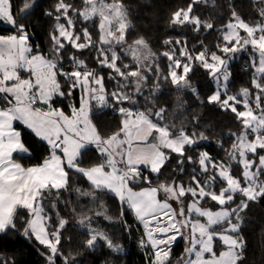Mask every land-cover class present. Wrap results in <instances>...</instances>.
<instances>
[{"label": "trees", "instance_id": "16d2710c", "mask_svg": "<svg viewBox=\"0 0 264 264\" xmlns=\"http://www.w3.org/2000/svg\"><path fill=\"white\" fill-rule=\"evenodd\" d=\"M153 1L12 0L13 10L18 11L15 18L12 17V25L0 20V35H26L31 54L41 53L55 63L62 90L69 87L70 81H75L77 91L74 95L66 102L58 98L54 105L65 112L71 111V103L76 101L79 106L82 100L83 91L78 88L77 77L73 72L79 70L80 74L88 72L97 77L103 75L108 107L92 109L91 113V121L102 139L110 138L120 131L122 117L127 111L146 113L156 124L167 127L172 136L181 133L195 136L196 143L186 146L183 152L166 151V160L159 172L139 169L128 175L133 189L156 188L160 199L168 201L176 211L173 200L179 198V186L187 188L195 180L197 185L205 187L212 195H219L227 187V182L217 174L219 167H224L234 178L245 183L242 158L240 162H234L232 155L245 127L240 114L246 107L241 102H248L250 110L264 116V76L259 73L257 48L245 30L240 32L238 39H233L232 44L226 45L222 37L237 20H242L252 28L261 27L264 24V1L166 0L167 11L163 19L154 9ZM33 4L39 6L32 10ZM112 5H123L125 10L134 5L136 19L127 14L126 18L132 23L131 33L137 32L139 42L142 41V45L135 43L136 49L127 50L129 44H134L126 41L116 46L110 43L108 26L100 14V7L111 10ZM22 13H27L23 19L20 18ZM197 19L199 31H196L193 23ZM137 21L142 22L141 27H138ZM59 25L72 27V37L67 40L62 38L57 29ZM152 27L159 29L153 43L144 37L145 32ZM166 39L170 41L167 45L164 44ZM217 45L228 50L219 51ZM233 47L234 51L231 50ZM202 50L205 51L199 56ZM165 51L171 60L163 55ZM213 52L221 59H210V53ZM70 57L74 62H70ZM96 57L99 60L107 57L105 63H112L111 75L116 79H109V70L100 69ZM81 61L86 66H82ZM205 63L211 67L205 68ZM214 69L218 71L213 75ZM133 72L135 77L130 75ZM224 72L227 75L225 83L222 79ZM115 81L126 85L124 95H131V100L117 95L118 91L113 94V87L119 84L115 85ZM241 89H247L249 95L241 93ZM194 90H198L199 96ZM214 91L232 97V106L234 101H240L234 106L236 111L233 112L228 105H210L207 97ZM114 95L120 101L115 106L111 102ZM121 105L123 114L119 113ZM10 107L11 102L0 90V108ZM15 129L20 132L27 150V154L14 155L16 163L24 169H31L43 165L46 159L52 157L51 148L32 131L20 123L15 125ZM25 142L32 145L30 152ZM261 154H264V150H258L256 154L248 153L246 158L250 161L259 160ZM206 155L219 166L215 165L212 169V163H208L209 169H204L201 160ZM106 161L104 154L89 146L81 151L77 163L81 168H90L105 164ZM259 171L264 174V168ZM203 175L206 177L203 178ZM141 177L150 182L141 181ZM204 183L210 186L206 187ZM260 190H264V175L256 188L257 192ZM42 195L49 224L59 225L48 228L51 247L46 249L34 236L23 235L25 229L32 232L31 211L21 207L12 216L15 228L9 225L6 234H0V264H150L154 256L163 260L164 264H184L188 258L185 235H181L166 251L156 254L147 241L145 228L128 205L105 190L95 189L75 170H68V183L64 188H46ZM243 198L242 194H236L232 205ZM201 205L204 207L205 203ZM234 216H237L240 224L235 235L242 242L237 264H264V198L257 195L246 202L244 209L239 207ZM225 228L221 224L213 230L223 232ZM101 235L110 240L113 246L120 245L121 250L112 252L107 240H101ZM93 237L96 239L93 240ZM141 241L147 247H141ZM93 245L95 249H90ZM216 250H220L219 241L216 242Z\"/></svg>", "mask_w": 264, "mask_h": 264}, {"label": "rangeland", "instance_id": "374dc122", "mask_svg": "<svg viewBox=\"0 0 264 264\" xmlns=\"http://www.w3.org/2000/svg\"><path fill=\"white\" fill-rule=\"evenodd\" d=\"M9 7L10 5L8 4L7 0H0V13L5 14V19L3 20V22L6 25L13 24L12 17L9 14ZM153 7L161 16V19H163V16H165L167 11L166 0L153 1ZM110 9L111 10H107L105 6L100 7V14L104 18L105 23L108 26L107 32L109 35L110 43L116 46V44L121 45L122 42L126 41L127 43L134 44L132 46H129V44L127 46V50L136 49L137 46L135 45V43L139 42L138 33H131L130 27L132 26V23L129 19L126 18L127 14L132 19H136L134 5L127 8V10H125V7L123 5H112L110 6ZM128 23L129 26H127ZM137 25L138 27H141L142 22L137 21ZM59 26L60 35L62 38L67 40V38L72 37V27L66 25ZM242 30H245L250 36L249 38L251 39L256 32V28L249 27L242 20H237L230 25L229 31L226 35L238 39L239 34ZM145 33L146 34L144 37H146L147 41L153 43L154 39L157 38V35L159 34V29L152 27ZM23 37H25L24 34H22L21 36L14 35L11 37L0 35V59L2 58V56L4 58L6 54L5 62L3 63V67L5 68V78L8 76H12L14 72L12 70V66L18 65L28 73L27 78H20V82L17 85V87L22 88L23 93H26L27 87L33 85L39 86L40 89L37 93H40L46 89L57 88L58 92H61L62 94V89L57 79L56 67H52V65H55V63L41 53L31 54V51H27L26 49L30 47L27 41L23 39ZM147 41L145 40L146 43H148ZM253 41L256 44V39ZM75 43L76 42L73 41L74 45ZM139 44L142 45L140 42ZM3 47H6L7 53L1 51ZM73 73H75V76L77 77L76 82L78 84V88L83 92H81L82 100L79 106L76 101L74 103H71L72 117L67 118V123H70V126H72L73 128L81 127L78 131H76V133L80 135V138L81 133L83 135H86V139L90 141V144L93 143L94 146L99 148L102 153L107 154L108 163H110L113 167H116L119 172L128 176L129 172H133V169L130 168V165L128 163V155L130 152V147L132 146L131 131H126V133L122 137H118L117 133L114 136L106 139H102L97 132L96 136H94V134L92 135L93 130L89 131V124L91 125V122L85 119V112L92 109L102 110L103 108H107L108 103L106 100V94L105 91L101 90L100 84L97 83V81H99L100 79V76L97 77L94 73L88 72H86L85 74H80L79 70ZM117 74L119 73L117 72ZM130 75L132 77L136 76L133 74ZM226 76L227 75L224 72L222 78L224 83L226 82ZM118 83L119 84L117 85V87H113L115 91L119 92V94H116L125 96L123 97L125 100H131V95H124V93H126L125 91L127 90L126 85L123 82L121 83L120 81ZM3 86L7 91L10 88L6 85ZM74 86L75 85H73V87ZM244 95L247 96L249 95V93L245 92ZM239 102L240 101L237 100L234 101L233 106L237 105V103ZM241 103L243 105L245 103H247V105L249 104L246 101H243ZM131 112L133 113V116L141 118H144L146 117L145 115H147L142 111ZM240 118L244 119L245 127L239 141L240 143L237 148H234V153L232 155L234 162H240V159L242 158L241 166L243 168L244 162L245 167L243 176L246 177L255 174L253 170H251L249 174L247 173V168H249L250 164H252V162H248L250 160H247V154L252 153L251 150L253 147L256 148V152L258 150H264L259 147V145L264 144V125H261L260 123L261 121H264V116L256 114L254 111L250 110L247 107L244 112L240 114ZM130 121L132 122V120ZM123 122L124 125L122 131L124 130L126 124V121ZM247 125H250V127H248ZM252 128L256 129L255 133H253ZM163 131V134H158L154 137V140L161 148H163V151L165 149L168 151L172 150L176 153H181L186 146L194 145L196 143L195 141L197 140L193 138L192 135L186 133H181L177 136H169V130L167 131L163 129ZM94 137L96 141H94ZM257 137H259L260 139H258ZM73 144L77 145V142H74ZM85 144L90 146L89 143ZM252 161L255 162V165L259 168L261 159H254ZM208 163H212V169L215 165H217L213 162V160H211L208 155L203 156L201 165L204 169H209L210 165ZM154 166V171L158 172L161 169L162 161L160 160V157H158ZM217 166H219V164ZM223 168L224 167H219V169L217 170V174L222 180L227 182V187H229V185L232 186V188H229V192H231L235 187L237 181L239 180L234 178L228 170L226 171ZM205 177L206 176L203 175V178ZM208 180H210V178ZM197 183L198 182L194 180V183L187 188L179 186L177 196H181V200L179 198L173 200L176 208L177 218L182 225L183 234L185 235L188 243L187 250L189 252V255L184 264H215L216 257L213 256V252H215L217 256H219L222 251L228 253L230 262L234 259L235 264H237V261L240 258L239 251L242 249V242L235 235L240 227V224L239 219L237 218V216H234V214L239 207H241V209H244L246 201L248 199L241 192L236 191L235 195L237 193H241L244 196V198L236 205H232V203H234L233 201L227 203L218 202L219 196L212 195L205 187H202L200 184L197 185ZM207 183H204V185H206V187H209L211 184L209 182L210 185H207ZM239 183L242 186L246 184L247 187H251L246 181L245 183H241L239 181ZM254 185L255 183H252L253 189H251L254 191L250 192L257 193L256 188L258 184H256L255 186ZM207 197H209V199ZM214 197L216 199H214ZM203 202L205 203L204 207H202L201 205ZM196 214L198 215V218L195 217ZM201 217H203V219H200ZM220 217H223V223L221 224H224L226 228L222 230L223 232H214L213 229L221 224L210 225L209 221L210 219H218ZM233 228L237 230L233 231ZM213 235H218V237H216V239L214 240ZM199 239L203 242V246L200 248H198L197 245ZM217 241L220 242L219 251L216 250ZM200 249L205 252L204 256L196 259L195 262H192V253L200 252ZM208 249H211V251H208ZM153 251L157 254V248ZM233 253L235 254L234 257L232 255Z\"/></svg>", "mask_w": 264, "mask_h": 264}, {"label": "crops", "instance_id": "0c3cea01", "mask_svg": "<svg viewBox=\"0 0 264 264\" xmlns=\"http://www.w3.org/2000/svg\"><path fill=\"white\" fill-rule=\"evenodd\" d=\"M252 39H256V44ZM252 39L250 38L259 53V73L264 76V25L256 28V32ZM1 51L7 53L6 47H3ZM5 58L6 54L4 58L2 56L0 59V90L11 102V107L9 109L0 108V160H3V164L0 166V184L11 186L14 188V191L11 193L8 191H0V221L6 220L9 216L12 217L21 207L28 208L31 211V230L33 226H35L37 233L41 235L42 239L47 241L49 239L51 240L49 234L48 236L43 235V232L39 228V220L32 215V212L35 211L32 207L33 204L35 203L37 207H39L38 202L40 197H37L35 200L32 198L37 187L44 183H48L47 189L52 188L58 190L64 188L68 183V170L72 169L82 174L86 178L87 182L95 189H102L110 193L107 185L111 184L115 186L118 193L126 196L127 188L125 185L129 184V180L128 176L123 173L119 171L118 173L112 171V169L117 168L108 163L107 154L102 153L99 148L94 146L93 143L90 144V141L86 139V135L81 133L82 139L80 138V135L77 134L76 131H78L81 127L73 128L70 126V123H67V118L72 117V110L70 112H65L61 107L51 104L52 99H57L61 96V92H58L57 88H45L46 90L37 93L40 89L39 86L31 85L26 88V93H23L22 88L17 87V85L20 82V78H27L28 73L25 72L21 66L15 65L12 66V70L14 71L13 75L5 78V68L3 67ZM3 85L10 87L9 90L7 91ZM91 113L92 110L86 111L85 119L91 122V125L89 124V131L93 130L92 135L94 134V136H96L97 131H95L96 128L91 121ZM145 116L146 117L144 118L133 115L129 116V111H127V113L122 117V127L117 136L122 137L126 131H131L132 146L130 147L128 155V163L130 168L133 169V172H136L139 169H148L157 173V171L153 170L155 162L158 157H160L163 166L165 163L164 161L166 160V151L168 150L164 149V153L163 148L157 144L154 137L158 134H163V129L167 131L169 129L156 124L149 115ZM38 118H43L49 122L55 121L57 133H63L60 135L59 141L56 140L55 136L50 137L53 141L52 144H48L47 141H43L51 149H55L58 156L51 157L49 159L50 164L47 166L41 165L31 169H24L20 164L13 160L14 155L17 153L27 154V150L21 140L20 132L15 129V125L20 123L36 135ZM130 120H132V122ZM123 121H126V124L124 130L122 131L124 125ZM137 130H139V135L137 134ZM169 136H171L170 132ZM193 138L196 139L195 136ZM93 139L96 141L95 137ZM74 142H77V145H74ZM57 143L59 144V148L55 147ZM85 143H89L90 146L97 148L102 154H104L107 159L105 164L110 165L111 168L102 169V166L105 164L96 165L90 168L79 167L77 163L79 155L84 148L89 147V145ZM80 145H84L85 147L81 149ZM142 149H147V158H144L141 155ZM248 162L251 163L253 161ZM42 168L44 169L43 171H41ZM243 168L245 171L244 162ZM260 168L261 167H259V169ZM252 170L254 172L256 171V169ZM105 172H108L109 175L105 176ZM247 173H250V167L247 168ZM116 175H119L124 179L116 180ZM100 180H104L106 183L99 184L98 182ZM53 183L56 185L55 188L52 187ZM247 183L251 186L248 187L249 190L254 191L251 190L253 189L252 183H255L256 185L257 181L249 179L247 180ZM44 190L45 189H42V193ZM132 190L143 193V196H141L139 200L150 201L151 206L154 209V211L150 214H144L143 210H140L139 212V215L142 217L139 221L145 228L148 241L149 237H151V244L155 246L156 242H159L160 246L155 247V249L157 248V254L162 251H166L179 240L181 235H184L182 225L177 218L176 211L173 210L168 201L160 199V193L156 188L146 187L139 190L132 188ZM111 194L116 196L115 193ZM179 198H181V196H179ZM119 201L128 205V200L126 198L122 200L119 199ZM133 213L137 218V212L133 211ZM195 216L197 217L198 215L196 214ZM200 219H203V217ZM46 222L47 221L45 220V225ZM8 226L9 225L6 224L4 230H6ZM216 237H218V235H213L214 240ZM197 245L198 248H200L203 246V242L199 239ZM204 254L205 252L201 249L200 252L192 253V262H195L196 259L204 256Z\"/></svg>", "mask_w": 264, "mask_h": 264}, {"label": "snow or ice", "instance_id": "6c2138e0", "mask_svg": "<svg viewBox=\"0 0 264 264\" xmlns=\"http://www.w3.org/2000/svg\"><path fill=\"white\" fill-rule=\"evenodd\" d=\"M7 2L10 5L9 14L11 15V17L15 18L16 13H17L18 10H16V11L13 10L12 0H7ZM38 6L39 5H37V4H33L32 5V10H34ZM57 11H59V9H57ZM189 11H190V9H189ZM26 15H27V13H22L20 18L23 19ZM4 19H5V14L4 13H0V20H4ZM174 22H175V16H174ZM193 23L196 25V28H195L196 31H199L200 30L199 20L197 19V20L193 21ZM59 27L60 26H57V29H59ZM21 28H23V26H21ZM209 30H211V25L209 26ZM23 39L25 41H27V36L25 35V37H23ZM77 39H79V37H77ZM222 39L225 41V43L227 45V44H232L233 43V39H235V37H229V36L225 35V36L222 37ZM140 43H142V41H140ZM169 43H170V41L167 40V39L164 41L165 45H167ZM245 44H247V41H245ZM60 47L63 48V44H61ZM217 47H218L219 51H227L228 50L227 48H221L219 45H217ZM26 50L27 51H31V48H28ZM205 50L199 51L198 55L202 56L203 52ZM231 50L234 51L235 48L233 47V49H231ZM181 54L183 55V53H181ZM133 55L135 56L136 53H133ZM163 55L166 58H168L169 60H171V56L169 55L168 52H166V51L163 52ZM49 59H51V58H49ZM96 59L98 60L99 68L100 69L109 70V73H110L109 74V79L113 80L112 75H111V73L113 71L112 63H105V60H107V57H105V60H99V57H96ZM189 59H191V58L189 57ZM210 59L220 60L221 58L218 55H216L215 52H213V53H210ZM70 62L71 63L74 62L73 58H71V57H70ZM81 65L82 66H86L84 61H81ZM52 67H56V65H52ZM157 67H158V65H157ZM177 67L179 68V62H177ZM204 67L205 68H209V67H211V65H209L208 63H205ZM170 68H171V65H169V69ZM216 71H218V69H214L212 74L214 75ZM131 74L134 75L135 73L133 72ZM173 75L175 76V73H173ZM181 79H183V76H181ZM115 82H116L115 83V85H116L118 82L117 81H115ZM174 82H176V81H174ZM97 83L100 84L102 91L107 92L105 84H104V78H103L102 74H100V79H99V81H97ZM74 84H75V81H70L69 82V87L62 90V94L59 97V99H62V100H64L66 102L68 98H70L72 95H74V93L77 91V89H75L73 87ZM254 87H259V85H254ZM194 91H196L197 96H199L198 90H194ZM245 92H247V89H241V93H245ZM114 93H115V90H113V94ZM57 99H52L51 100L52 105H56ZM231 99H233V98L232 97H225L219 91H214L212 94L208 95L207 102L210 105L214 104V103L221 104V105H228L229 107L232 108V111L235 112L236 108L230 104V100ZM111 102L113 103L114 106L117 105V104H120L119 97L114 95V98L111 100ZM244 107H246V108L248 107L247 103L244 104ZM223 110H227V109H223ZM73 111H74V109H73ZM62 112H63V110H62ZM123 112H124V108L121 105V107L119 108V113L123 114ZM132 115H133V113L131 111H129V116H132ZM260 123H261V125H264V121H261ZM55 125H56L55 121L49 122V121H47V120H45L43 118H38V127L36 129V136L42 142L43 141H47L48 144H52L53 143V141L50 139V137H52V136H55L56 140L59 141L60 135H62L63 133H59L58 134ZM247 126L250 127V125H247ZM252 131H253V133H255L256 129L252 128ZM137 134L139 135V130H137ZM257 138L260 139L259 137H257ZM25 146L27 147V149L30 152L31 149H32V145L27 144L25 142ZM197 146L198 145H196V147ZM55 147L59 148V144L57 143ZM84 147H85L84 145H80L81 149H83ZM149 147H154V146H149ZM259 147L261 149H264V144L259 145ZM251 151H252L253 154H256V148L255 147H253ZM50 153H51L50 155L52 157L58 156V153H57V151L55 149H50ZM96 154L100 155V153H96ZM141 155L144 158H147V156H148L147 149H142L141 150ZM260 159H261L262 163H261V165L259 167L264 168V154L260 155ZM2 164H3V160H0V166H2ZM49 164H50V160L46 159L43 162L44 166H47ZM103 168H111V166L108 165V164H105V165L102 166V169ZM253 168L256 169L255 174L254 175H250V176H246L245 177V181L247 182V180H249V179H254V180L257 181V184H259V181H260L262 175H264V174L260 173L259 168L255 165V162H252V164H250V171ZM43 170L44 169L42 168L41 171H43ZM112 171H115V172L118 173V169H112ZM65 175H66V173H65ZM104 175L107 176V175H109V173L105 172ZM115 179L116 180H123L124 178L120 177L119 175H116ZM140 180L144 181V182H150V181H146L144 177H141ZM98 183L99 184H105L106 182L104 180H100ZM107 186L109 188L110 193H115V195H116V197L118 199L122 200V199L126 198L128 200V208L131 211L137 212V220H140L142 218L139 215L140 210H143L144 214H150L151 212L154 211V209L151 206V202L150 201H148V200H139V198L141 196H143V193L133 191L132 188H131V183L125 185V187L127 188L126 196L125 195H121L120 193H118L116 191L115 186H113L111 184H109ZM47 187H48V183H44V184L40 185L39 187H37L35 189V192H34L33 197H32L34 200L37 197H40L39 202H38L39 203V207H37V205L35 203L32 206L33 209H35V211L32 212V215L35 216L39 220V228L43 232L44 236H48V228L49 227H59V225L58 226H53V225L49 224V216H48V214L45 211V207H44V203H43L45 198L42 195V189H46ZM52 187L55 188L56 185L53 183ZM229 188H232V186L229 185V187H225V188H223L221 190V192L219 193L218 202L227 203V202H230V201L234 200L236 191L241 192L249 201L255 199L256 195H259L260 198H264V190H260L258 193L250 192V190L246 186V184L244 186H242V185H240L239 181H237V183H236L235 187L233 188V190L231 191V193L229 192ZM0 191H8L9 193H11V192L14 191V188L11 187V186L0 184ZM214 199H216V198L214 197ZM245 207H246V205H245ZM46 219L48 220V224L47 225H45V223H44V221ZM209 223H210V225L221 224V223H223V217H220L218 219H210ZM6 224L7 225H11L13 229L15 228L14 220H13V218L11 216H9L6 220L0 221V234H6V232L4 230ZM232 230L235 231L237 229L233 228ZM23 235L25 237L34 236L36 241H38L46 249L51 247V240L49 239V240L46 241V240L42 239L41 235L37 233L35 226H33L31 233H29L27 231V229H25ZM100 238H101V240H107V238L104 237L103 235H101ZM95 239H96V237H93V240H95ZM57 243H59V241H57ZM89 243L92 244V241H89ZM148 243H149V245H151V247L154 250L156 246L151 244V237H149ZM140 244H141V247H147V245H145L144 241H141ZM107 246L111 249L112 252H116L117 249L121 250L120 245L113 246L110 240H107ZM90 249H95V246L93 245V247H91ZM208 251H211V249H208ZM232 255L234 257L235 254L233 253ZM213 256L216 257L215 264H235V260L233 259L230 262L229 258H228V253H225L223 251L219 254V256H217V254L215 252H213ZM150 264H164V261L160 260V259H158V258H156L154 256V259H151Z\"/></svg>", "mask_w": 264, "mask_h": 264}, {"label": "bare ground", "instance_id": "6f19581e", "mask_svg": "<svg viewBox=\"0 0 264 264\" xmlns=\"http://www.w3.org/2000/svg\"><path fill=\"white\" fill-rule=\"evenodd\" d=\"M156 246H157V247H159V246H160V244H159V242H158V241L156 242Z\"/></svg>", "mask_w": 264, "mask_h": 264}, {"label": "water", "instance_id": "95a60500", "mask_svg": "<svg viewBox=\"0 0 264 264\" xmlns=\"http://www.w3.org/2000/svg\"><path fill=\"white\" fill-rule=\"evenodd\" d=\"M196 142V141H195Z\"/></svg>", "mask_w": 264, "mask_h": 264}]
</instances>
